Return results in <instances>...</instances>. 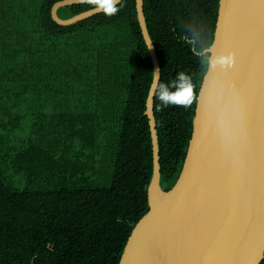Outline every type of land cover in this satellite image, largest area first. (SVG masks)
Masks as SVG:
<instances>
[{
  "label": "trees",
  "instance_id": "trees-1",
  "mask_svg": "<svg viewBox=\"0 0 264 264\" xmlns=\"http://www.w3.org/2000/svg\"><path fill=\"white\" fill-rule=\"evenodd\" d=\"M63 0H0V264H118L147 212L152 64L135 0L56 25ZM160 78L190 75L188 108L153 97L159 185H174L213 40L218 0H142ZM91 10L59 8L67 20ZM49 245L51 247H49ZM260 264H264V258Z\"/></svg>",
  "mask_w": 264,
  "mask_h": 264
},
{
  "label": "water",
  "instance_id": "water-1",
  "mask_svg": "<svg viewBox=\"0 0 264 264\" xmlns=\"http://www.w3.org/2000/svg\"><path fill=\"white\" fill-rule=\"evenodd\" d=\"M77 4L84 0L55 3L52 21L67 27L100 14L57 17L59 8ZM142 6L135 0L153 72L159 66ZM210 46L214 55H231L233 63L212 73L206 69L185 157L166 192L159 185L150 84L144 111L152 149L148 210L118 264H260L264 258V0H218Z\"/></svg>",
  "mask_w": 264,
  "mask_h": 264
},
{
  "label": "clouds",
  "instance_id": "clouds-1",
  "mask_svg": "<svg viewBox=\"0 0 264 264\" xmlns=\"http://www.w3.org/2000/svg\"><path fill=\"white\" fill-rule=\"evenodd\" d=\"M84 3L90 5L92 13H102L106 17H113L120 11L123 0H84ZM190 43L193 45L192 50L204 57L209 73L216 70L218 66L223 68L233 63L231 55H214L211 46L198 48L195 46V41ZM151 95L156 97L161 107L188 108L195 100L193 80L184 71H179L174 79L164 82L157 69L152 72Z\"/></svg>",
  "mask_w": 264,
  "mask_h": 264
},
{
  "label": "snow or ice",
  "instance_id": "snow-or-ice-1",
  "mask_svg": "<svg viewBox=\"0 0 264 264\" xmlns=\"http://www.w3.org/2000/svg\"><path fill=\"white\" fill-rule=\"evenodd\" d=\"M257 255H259V252H257Z\"/></svg>",
  "mask_w": 264,
  "mask_h": 264
}]
</instances>
